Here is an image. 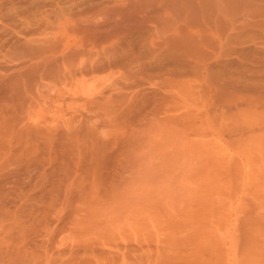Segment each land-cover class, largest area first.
Segmentation results:
<instances>
[{
  "label": "rangeland",
  "instance_id": "374dc122",
  "mask_svg": "<svg viewBox=\"0 0 264 264\" xmlns=\"http://www.w3.org/2000/svg\"><path fill=\"white\" fill-rule=\"evenodd\" d=\"M72 1L0 0V264H264V0Z\"/></svg>",
  "mask_w": 264,
  "mask_h": 264
},
{
  "label": "bare ground",
  "instance_id": "6f19581e",
  "mask_svg": "<svg viewBox=\"0 0 264 264\" xmlns=\"http://www.w3.org/2000/svg\"><path fill=\"white\" fill-rule=\"evenodd\" d=\"M70 1V6L68 7L77 9L78 7L74 4L79 3L80 1L76 3H74L72 0ZM81 2L86 3L87 1L84 2V0H81ZM88 2L90 3L91 1L88 0ZM88 5L89 4L85 6ZM83 11L79 12L78 16L85 15L86 12ZM80 21L81 22L77 23L74 27L77 30L86 32L94 31L98 26L97 22H92L90 19H84ZM89 36H91V34H89ZM187 46L188 44L186 43L185 39H181L176 50H186ZM91 58V50H84L82 46L69 50L68 52H61L59 58L52 56V62L58 66L57 70H52V73L54 72V75H56L55 77L57 78V81L64 86H69V97L74 100L77 99L83 104L93 103L95 100L101 97L108 88L104 85V83H101L97 77H95L94 74L96 73L97 69L93 67L94 63L91 61ZM13 94V97L18 95L17 93Z\"/></svg>",
  "mask_w": 264,
  "mask_h": 264
}]
</instances>
